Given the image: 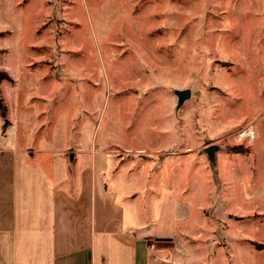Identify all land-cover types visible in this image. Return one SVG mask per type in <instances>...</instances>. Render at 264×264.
Returning <instances> with one entry per match:
<instances>
[{
	"label": "rangeland",
	"instance_id": "obj_1",
	"mask_svg": "<svg viewBox=\"0 0 264 264\" xmlns=\"http://www.w3.org/2000/svg\"><path fill=\"white\" fill-rule=\"evenodd\" d=\"M0 69V144L172 156L168 261L264 264V0H0Z\"/></svg>",
	"mask_w": 264,
	"mask_h": 264
},
{
	"label": "crops",
	"instance_id": "obj_2",
	"mask_svg": "<svg viewBox=\"0 0 264 264\" xmlns=\"http://www.w3.org/2000/svg\"><path fill=\"white\" fill-rule=\"evenodd\" d=\"M89 143L0 144V264H178L155 215L173 157L136 168Z\"/></svg>",
	"mask_w": 264,
	"mask_h": 264
},
{
	"label": "water",
	"instance_id": "obj_3",
	"mask_svg": "<svg viewBox=\"0 0 264 264\" xmlns=\"http://www.w3.org/2000/svg\"><path fill=\"white\" fill-rule=\"evenodd\" d=\"M175 95L177 96L178 98V104H177V108H180L184 102L187 100V98L190 97L191 95V91L189 89H186V90H176L175 91ZM221 149V147L217 144H214V145H210L208 147H206L204 149V153H206V155L208 156V159L209 161L211 162V164L214 166V169L216 168L217 170V164L216 161H217V153L218 151ZM215 170V172H216Z\"/></svg>",
	"mask_w": 264,
	"mask_h": 264
},
{
	"label": "built area",
	"instance_id": "obj_4",
	"mask_svg": "<svg viewBox=\"0 0 264 264\" xmlns=\"http://www.w3.org/2000/svg\"><path fill=\"white\" fill-rule=\"evenodd\" d=\"M256 135L257 133L253 125L246 126L237 134L239 140H254L256 138Z\"/></svg>",
	"mask_w": 264,
	"mask_h": 264
},
{
	"label": "trees",
	"instance_id": "obj_5",
	"mask_svg": "<svg viewBox=\"0 0 264 264\" xmlns=\"http://www.w3.org/2000/svg\"><path fill=\"white\" fill-rule=\"evenodd\" d=\"M5 78L8 80H11V77L7 73V71H5L4 69H0V83ZM0 110H1V114L3 115V117H6L8 110H7L6 104L4 103L3 98L1 97V94H0ZM261 249H264V248H261Z\"/></svg>",
	"mask_w": 264,
	"mask_h": 264
}]
</instances>
